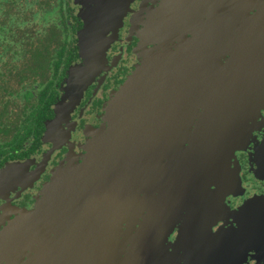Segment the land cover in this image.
<instances>
[{
  "label": "flooded vegetation",
  "instance_id": "1",
  "mask_svg": "<svg viewBox=\"0 0 264 264\" xmlns=\"http://www.w3.org/2000/svg\"><path fill=\"white\" fill-rule=\"evenodd\" d=\"M91 17L120 22L106 30L93 65L77 37ZM55 20H77L79 27L76 58L61 65L54 89L39 77L36 52L48 44ZM161 34L172 36L169 74L195 103L183 114L197 121L211 99L235 98L224 93L231 78L240 82L236 96L246 100L249 117L245 141L224 165L235 171L234 182L189 179L181 209H158L152 223L167 228L169 219L166 243L171 250L177 244L176 264H264V0H0V233L36 209L59 166L71 157L82 161L108 100L144 60L165 50H157ZM51 65L41 75L53 76ZM75 67L80 80L71 84L86 85L78 100L57 110Z\"/></svg>",
  "mask_w": 264,
  "mask_h": 264
},
{
  "label": "water",
  "instance_id": "2",
  "mask_svg": "<svg viewBox=\"0 0 264 264\" xmlns=\"http://www.w3.org/2000/svg\"><path fill=\"white\" fill-rule=\"evenodd\" d=\"M119 23L87 18L77 37L89 64L106 30ZM170 38L161 34L157 44L168 45ZM172 52L144 60L115 91L101 127L90 131L82 161L71 157L59 166L36 209L0 233V264H176L177 244L171 250L166 243L173 232L169 219L167 228L156 227L155 214L181 209L178 200L189 179L203 185L209 178L222 186L234 182L235 171L224 165L245 141L249 116L246 100L236 96L240 82L231 78L224 93L235 98L211 99L197 121L183 114L195 103L169 74ZM78 74L73 68L69 94L57 110L82 94L86 84H71L80 80ZM162 125L165 131L158 130Z\"/></svg>",
  "mask_w": 264,
  "mask_h": 264
},
{
  "label": "trees",
  "instance_id": "3",
  "mask_svg": "<svg viewBox=\"0 0 264 264\" xmlns=\"http://www.w3.org/2000/svg\"><path fill=\"white\" fill-rule=\"evenodd\" d=\"M77 20L71 24L67 21H53L47 32L49 34L47 40L48 44L46 45L45 43L43 48L39 47V49H37L36 56L39 77H44L50 80L46 87L55 89L56 85L54 80L61 65H68L76 58V29L79 27V21ZM39 30L44 31L45 29L39 28ZM51 64H54V75H41L42 72L53 70V66ZM41 106L42 103H39V109Z\"/></svg>",
  "mask_w": 264,
  "mask_h": 264
},
{
  "label": "rangeland",
  "instance_id": "4",
  "mask_svg": "<svg viewBox=\"0 0 264 264\" xmlns=\"http://www.w3.org/2000/svg\"><path fill=\"white\" fill-rule=\"evenodd\" d=\"M170 46H173L171 44V42H169L168 45H166V44H164V45H158L157 50H160V49H168V48H170Z\"/></svg>",
  "mask_w": 264,
  "mask_h": 264
}]
</instances>
